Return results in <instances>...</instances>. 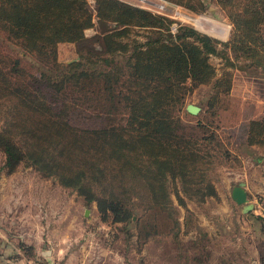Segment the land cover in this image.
Segmentation results:
<instances>
[{"label": "trees", "instance_id": "1", "mask_svg": "<svg viewBox=\"0 0 264 264\" xmlns=\"http://www.w3.org/2000/svg\"><path fill=\"white\" fill-rule=\"evenodd\" d=\"M92 1L94 12L90 0H0V32L50 68L21 84V57L0 54V103L9 101L28 121L23 130L37 137L23 146L0 128L3 166L12 171L21 162L32 164L87 204L94 202L103 220L125 226L136 213L132 196L139 195L145 200L139 223L149 235L173 217L170 190L181 205L180 191L198 201L217 195L207 174L210 149L224 145L215 117L224 108L220 94L232 86L233 73L225 67H242L229 49L246 58L245 68L264 70V0L218 1L232 24L227 40L187 23L172 32L168 16L125 0ZM169 1L203 9L187 0ZM95 24L101 50L84 46L79 60L60 64L58 43L82 46L88 40L84 30ZM135 28L144 29V39L133 34ZM210 55L223 59L220 74ZM200 84L213 87L206 106L216 124L198 121V131L174 110ZM80 108L87 120L81 125L71 121L72 114L81 116ZM245 131L248 145H264V114L249 119ZM230 151L224 147L222 153Z\"/></svg>", "mask_w": 264, "mask_h": 264}, {"label": "rangeland", "instance_id": "2", "mask_svg": "<svg viewBox=\"0 0 264 264\" xmlns=\"http://www.w3.org/2000/svg\"><path fill=\"white\" fill-rule=\"evenodd\" d=\"M162 1L170 6L177 5L178 9L193 16L205 15L193 21L182 20L186 17L169 11L168 17L172 21H182L220 40L229 38L232 24L219 0H187L194 5L201 4L203 9L198 11L169 0ZM90 6L94 12L92 0ZM145 8L158 13L156 8ZM214 12L220 18L213 16ZM93 20L96 23L95 15ZM85 31L88 40L82 46L75 42L58 43L57 60L60 64L79 60V51L84 46L101 50L99 41L96 40L101 32L98 24ZM144 33L143 28H135L133 32L141 40L145 38ZM0 54L21 57L24 72L20 76L16 74L20 77L21 84L24 83L22 80L26 82L25 78L30 82L31 76H36L39 70L50 69L46 60L24 55L19 43L6 37L4 32H0ZM229 54L242 67L225 68L232 73L239 71L250 79L243 75L236 76L232 90L228 94H220V103L227 108L219 109L218 116L215 117V122L218 123L216 129L224 144L223 148L228 147L231 151L225 155L221 147L210 149L213 156L210 157L212 163L208 166L207 174L215 189L217 187L219 190L218 193L216 189L217 195L198 201L188 198L180 191L185 200V205H181L170 190L174 208L171 209V219L176 218L178 223L173 222L174 225L168 219L167 224L158 227V231L153 230L146 235V227L139 223L145 200L139 195L132 196V207L136 212L133 222L125 226L123 222L103 220L94 202L87 204L75 190L61 185L53 176L41 175L32 164L21 162L14 170L6 171L3 166L4 156L0 151V215L14 216L13 222L3 221L0 227L4 226L5 229V226L12 225L9 228L11 233L27 234L24 238L28 240H33L37 232L45 238L49 229L56 238L54 246L58 247L61 255L56 256V264H264V223L258 217V207L255 211L253 209L243 213L240 204L235 203L230 196L231 187L241 181L244 182L249 197L264 204V171L260 172L258 169L264 167V145H248L245 142L247 118L264 114V70L245 68L243 64L246 58L236 56L230 49ZM71 59L74 60L70 61ZM210 61L217 74H220L224 67L223 59L210 55ZM213 91L211 84H200L186 91L182 101L176 104L178 106L174 113L183 123L198 131H201L196 125L198 121L209 123L211 128L215 127L216 123L206 106ZM189 102L200 106L196 114L186 110L185 105ZM220 110L223 114L220 113L219 118ZM84 113V110L81 111V116L74 113L76 117L72 114L71 121L85 124L87 120L82 116ZM235 117L238 122L235 123L234 120L229 127L228 124ZM23 122L28 124V121H24L13 111L9 101L3 100L0 103V128L10 131L23 146L34 144L37 137L23 130ZM222 122L226 127H221ZM210 145L215 146V143L211 141ZM17 215L21 218H15ZM15 221L21 223L17 224ZM38 224L43 229H38Z\"/></svg>", "mask_w": 264, "mask_h": 264}, {"label": "crops", "instance_id": "3", "mask_svg": "<svg viewBox=\"0 0 264 264\" xmlns=\"http://www.w3.org/2000/svg\"><path fill=\"white\" fill-rule=\"evenodd\" d=\"M85 30L84 33L86 35L87 33ZM236 71H238V69H236ZM239 75H243V74H241L239 71L235 73L233 71L231 90L235 82V77ZM243 76L249 78V76L247 75H243ZM226 108H223V110H225ZM220 113L223 114L222 111L219 112V118H220ZM260 116H253L247 118V121L252 118H258ZM236 119L237 118L235 117V119H233V121L230 122L228 126L229 127L232 126L233 125L232 123H234V120ZM236 122L238 121L236 120L235 123ZM221 127H226V125L222 122ZM258 169L261 170L260 172H262V170L264 171V167L263 169L258 167ZM216 189L218 192L219 190L217 187ZM248 197H249V192H248ZM249 199L250 201L253 202L254 204L253 211H255L257 209L256 206L258 202L255 198L249 197ZM4 205L6 206V204ZM13 217L14 216L6 217L4 215H0V225H3L1 224L3 221L13 222L14 221L12 219ZM15 218L20 219L21 216L17 215L15 216ZM21 221L24 222V220ZM21 221H15V222L18 224L21 223ZM10 227L13 226L12 225L8 227L5 226V229L4 226L0 227V264H56V261L58 259L56 256H61V255L58 247L54 246V241L56 240V238L53 236V233L49 231V229L46 232L47 236L45 238L42 235L38 234L39 232H37L36 235L33 237V240H28L24 238V236L27 234L11 233L10 231L11 229H9ZM40 227L41 229H43V227L38 224L37 228L40 229ZM76 262L78 263L79 260Z\"/></svg>", "mask_w": 264, "mask_h": 264}, {"label": "built area", "instance_id": "4", "mask_svg": "<svg viewBox=\"0 0 264 264\" xmlns=\"http://www.w3.org/2000/svg\"><path fill=\"white\" fill-rule=\"evenodd\" d=\"M127 2H130L132 4H135V5H138V6H141V7H153V8H156V12L162 14V15H166L168 16L169 14V11H174L175 14H179V15H182V16H193L191 15L189 12H184V11H181L180 9H178V6L177 5H171L168 4L167 2L165 1H153V0H134V2L132 1H127ZM186 19H189V18H183L182 20H186ZM183 23L182 21H177V20H173L171 25H170V30L172 32H174L178 25ZM258 207V214L260 215L263 223H264V204L262 203H258L256 208Z\"/></svg>", "mask_w": 264, "mask_h": 264}, {"label": "water", "instance_id": "5", "mask_svg": "<svg viewBox=\"0 0 264 264\" xmlns=\"http://www.w3.org/2000/svg\"><path fill=\"white\" fill-rule=\"evenodd\" d=\"M213 16L219 17L217 13H212ZM97 18V17H96ZM74 59H71L70 61H73ZM68 61V62H70ZM185 108L188 112L192 114H196L200 110V106L195 103H187L185 105ZM230 196L235 201V203L240 204V209L243 213H246L250 210H253L254 204L252 201H250L248 197V191L246 189V186L244 185V182H237L235 183L230 190Z\"/></svg>", "mask_w": 264, "mask_h": 264}, {"label": "bare ground", "instance_id": "6", "mask_svg": "<svg viewBox=\"0 0 264 264\" xmlns=\"http://www.w3.org/2000/svg\"><path fill=\"white\" fill-rule=\"evenodd\" d=\"M203 16H205V15H194V16H190V17H188V16H185V17H187V18H189V19H191L192 21L194 20V19H196V18H199V17H203ZM194 23V22H193ZM228 33V32H227ZM227 35V34H226Z\"/></svg>", "mask_w": 264, "mask_h": 264}]
</instances>
